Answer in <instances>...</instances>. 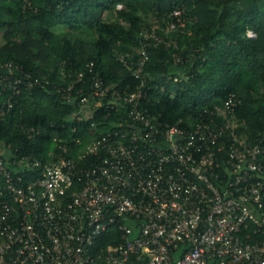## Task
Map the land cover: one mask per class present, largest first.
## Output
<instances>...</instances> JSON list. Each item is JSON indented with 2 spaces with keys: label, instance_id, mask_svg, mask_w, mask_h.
I'll return each mask as SVG.
<instances>
[{
  "label": "built area",
  "instance_id": "1",
  "mask_svg": "<svg viewBox=\"0 0 264 264\" xmlns=\"http://www.w3.org/2000/svg\"><path fill=\"white\" fill-rule=\"evenodd\" d=\"M171 16L167 31L185 27L181 9ZM169 44L152 27L142 30L138 46L115 53L140 80L134 90L105 84L93 62L88 81L85 72L74 79L88 94L80 88L76 99L73 81L57 88L77 104L78 121L94 116L91 97L128 119L76 157L59 145L53 161L41 165L16 159L0 143V264H264V130L255 138L241 131L235 95L191 129L161 124L142 109L147 51ZM182 77L189 78L168 79ZM0 81V124L22 89L43 85L11 62L0 66ZM27 133L34 138L39 131ZM15 166L40 174H16ZM110 226L122 242L95 247Z\"/></svg>",
  "mask_w": 264,
  "mask_h": 264
},
{
  "label": "trees",
  "instance_id": "2",
  "mask_svg": "<svg viewBox=\"0 0 264 264\" xmlns=\"http://www.w3.org/2000/svg\"><path fill=\"white\" fill-rule=\"evenodd\" d=\"M118 4L121 10H116ZM176 8L182 10L185 27L169 32ZM152 27L170 44L147 51L148 98L142 100V109L161 124L191 129L235 95L241 101L235 110L244 123L241 131L250 138L262 133L264 0H0V66L20 65L43 83L16 96L0 124L2 150L44 165L60 152L59 145L68 149V157H76L92 138L128 121L122 110L109 111L96 97H91L94 116L78 121L77 104L64 101L57 88L74 82L80 72L88 81L86 65L93 62L105 84L134 90L140 80L115 53L138 46L142 30ZM248 30L253 38L247 37ZM175 59L181 62L175 65ZM185 75L189 78L172 79ZM74 84L76 99L80 88L88 94L82 82ZM4 88L0 81V91ZM30 128L39 131L34 138L28 136ZM11 168L33 178L40 174V168ZM121 242L117 227L110 226L95 247Z\"/></svg>",
  "mask_w": 264,
  "mask_h": 264
},
{
  "label": "rangeland",
  "instance_id": "3",
  "mask_svg": "<svg viewBox=\"0 0 264 264\" xmlns=\"http://www.w3.org/2000/svg\"><path fill=\"white\" fill-rule=\"evenodd\" d=\"M1 37H2V34H1V32H0V43H1Z\"/></svg>",
  "mask_w": 264,
  "mask_h": 264
}]
</instances>
